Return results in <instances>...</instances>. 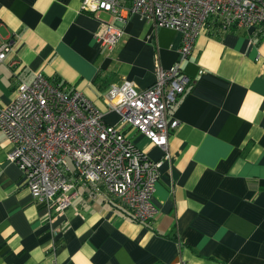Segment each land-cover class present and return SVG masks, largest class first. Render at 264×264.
<instances>
[{"label": "crops", "instance_id": "obj_1", "mask_svg": "<svg viewBox=\"0 0 264 264\" xmlns=\"http://www.w3.org/2000/svg\"><path fill=\"white\" fill-rule=\"evenodd\" d=\"M83 0H0V108L39 73L80 91L110 123V86L150 88L156 64L171 68L182 35L133 15L113 49L97 40L101 20ZM19 63L11 67V61ZM187 93L170 111L180 122L170 156L134 129L128 138L163 161L148 224L77 189L62 216L37 203L13 146L0 130V264H264V26L214 33L205 28L182 63ZM114 121V122H113Z\"/></svg>", "mask_w": 264, "mask_h": 264}, {"label": "built area", "instance_id": "obj_2", "mask_svg": "<svg viewBox=\"0 0 264 264\" xmlns=\"http://www.w3.org/2000/svg\"><path fill=\"white\" fill-rule=\"evenodd\" d=\"M82 11L111 16L101 20L97 35L110 50L133 15L175 30L182 35L179 59L168 69L156 64L155 83L146 90L129 80L110 86L105 103L118 117L114 124L80 91L56 85L43 73L30 84L21 82L15 100L0 108V130L13 146L8 159L23 172L35 201L54 217L65 214L81 188L92 201L148 224L158 215L154 196L163 161L151 160L126 130L144 135L169 158L170 135L180 126L169 113L190 87L182 63L205 28L219 33L264 26V0H83ZM11 51L10 42L2 40L1 63ZM18 63L13 59L10 66Z\"/></svg>", "mask_w": 264, "mask_h": 264}, {"label": "trees", "instance_id": "obj_3", "mask_svg": "<svg viewBox=\"0 0 264 264\" xmlns=\"http://www.w3.org/2000/svg\"><path fill=\"white\" fill-rule=\"evenodd\" d=\"M53 83H54V82H53ZM54 84H56V85L58 84V85H59V83H58V82H55ZM62 87H63V86H62ZM123 211H124V210H123ZM127 214H128V213H127Z\"/></svg>", "mask_w": 264, "mask_h": 264}, {"label": "rangeland", "instance_id": "obj_4", "mask_svg": "<svg viewBox=\"0 0 264 264\" xmlns=\"http://www.w3.org/2000/svg\"><path fill=\"white\" fill-rule=\"evenodd\" d=\"M114 122V121H113ZM111 124H113V123H111ZM126 134H127V130H126Z\"/></svg>", "mask_w": 264, "mask_h": 264}]
</instances>
